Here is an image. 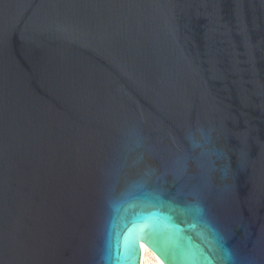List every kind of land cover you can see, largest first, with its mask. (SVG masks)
Returning a JSON list of instances; mask_svg holds the SVG:
<instances>
[{"label":"water","instance_id":"obj_1","mask_svg":"<svg viewBox=\"0 0 264 264\" xmlns=\"http://www.w3.org/2000/svg\"><path fill=\"white\" fill-rule=\"evenodd\" d=\"M143 246L264 264V0H0V264Z\"/></svg>","mask_w":264,"mask_h":264},{"label":"bare ground","instance_id":"obj_2","mask_svg":"<svg viewBox=\"0 0 264 264\" xmlns=\"http://www.w3.org/2000/svg\"><path fill=\"white\" fill-rule=\"evenodd\" d=\"M140 264H163L161 260L154 255L151 251L143 246L140 258Z\"/></svg>","mask_w":264,"mask_h":264},{"label":"clouds","instance_id":"obj_3","mask_svg":"<svg viewBox=\"0 0 264 264\" xmlns=\"http://www.w3.org/2000/svg\"><path fill=\"white\" fill-rule=\"evenodd\" d=\"M136 239L133 238L128 242V250L129 253L135 254V249H136ZM129 264H134V261H130Z\"/></svg>","mask_w":264,"mask_h":264},{"label":"snow or ice","instance_id":"obj_4","mask_svg":"<svg viewBox=\"0 0 264 264\" xmlns=\"http://www.w3.org/2000/svg\"><path fill=\"white\" fill-rule=\"evenodd\" d=\"M134 257H135V254L128 253L125 258L128 260H131V259H134Z\"/></svg>","mask_w":264,"mask_h":264}]
</instances>
